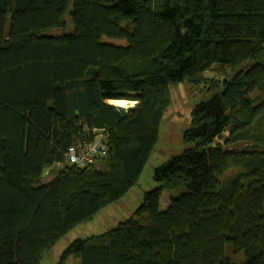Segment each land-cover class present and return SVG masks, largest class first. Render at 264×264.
<instances>
[{"label": "trees", "instance_id": "1", "mask_svg": "<svg viewBox=\"0 0 264 264\" xmlns=\"http://www.w3.org/2000/svg\"><path fill=\"white\" fill-rule=\"evenodd\" d=\"M212 65L222 77L205 88L221 91L191 109L184 148L154 168L156 186L61 262L264 264V0H0V264H39L121 199L171 88L199 87ZM93 129L108 134L106 156L68 164L67 148ZM238 142L250 145L224 148ZM163 191L175 195L161 209Z\"/></svg>", "mask_w": 264, "mask_h": 264}, {"label": "rangeland", "instance_id": "2", "mask_svg": "<svg viewBox=\"0 0 264 264\" xmlns=\"http://www.w3.org/2000/svg\"><path fill=\"white\" fill-rule=\"evenodd\" d=\"M69 27H71L70 16L67 15L66 29L68 30ZM60 32H62L60 29L52 31V33ZM104 40L116 45L124 44L121 40ZM217 67V65H212L203 73L206 81L199 87H190L184 84H179L178 86L171 88L170 106L162 115L159 124L158 140L156 141L152 153L142 170L138 182L121 199L102 208L90 220L77 225L62 236L43 255L39 264H74L75 261L72 258H67L61 262L62 253L73 241L112 229L119 222L126 220L134 213L142 202L143 193L156 186V182L153 180L154 168L160 166L169 158L179 155L183 150L182 133L190 125L191 109L201 102L210 100L215 93L221 91V87L213 88L212 90H207L205 88L210 84L211 79L217 80L222 77V74L218 72ZM135 103L136 102L134 101L127 102L128 105H133ZM224 137L225 134H222L221 139H216L213 144L217 141H222V138ZM249 145L250 143L248 142H238L230 146H224V148L227 150H237L242 147H248ZM94 165H97V163ZM55 168H57V165L44 173L42 177L44 183L51 180V172L56 170ZM175 193H177V190ZM175 193L169 191L162 192L160 197L161 209H164L165 206L168 205L170 196L175 195Z\"/></svg>", "mask_w": 264, "mask_h": 264}, {"label": "built area", "instance_id": "3", "mask_svg": "<svg viewBox=\"0 0 264 264\" xmlns=\"http://www.w3.org/2000/svg\"><path fill=\"white\" fill-rule=\"evenodd\" d=\"M91 141L74 143L67 148L66 162L79 168L92 166L104 158L107 153L108 134L104 129H93Z\"/></svg>", "mask_w": 264, "mask_h": 264}, {"label": "bare ground", "instance_id": "4", "mask_svg": "<svg viewBox=\"0 0 264 264\" xmlns=\"http://www.w3.org/2000/svg\"><path fill=\"white\" fill-rule=\"evenodd\" d=\"M109 102L115 105L125 106L128 101L127 100H110Z\"/></svg>", "mask_w": 264, "mask_h": 264}, {"label": "water", "instance_id": "5", "mask_svg": "<svg viewBox=\"0 0 264 264\" xmlns=\"http://www.w3.org/2000/svg\"><path fill=\"white\" fill-rule=\"evenodd\" d=\"M225 81H226V80L224 79L223 82L225 83Z\"/></svg>", "mask_w": 264, "mask_h": 264}, {"label": "crops", "instance_id": "6", "mask_svg": "<svg viewBox=\"0 0 264 264\" xmlns=\"http://www.w3.org/2000/svg\"><path fill=\"white\" fill-rule=\"evenodd\" d=\"M161 208V207H160ZM164 208V207H163Z\"/></svg>", "mask_w": 264, "mask_h": 264}]
</instances>
